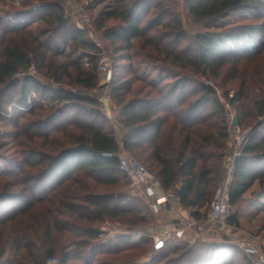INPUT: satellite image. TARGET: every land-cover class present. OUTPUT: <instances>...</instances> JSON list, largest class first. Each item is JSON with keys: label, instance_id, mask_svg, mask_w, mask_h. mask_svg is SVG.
<instances>
[{"label": "trees", "instance_id": "trees-1", "mask_svg": "<svg viewBox=\"0 0 264 264\" xmlns=\"http://www.w3.org/2000/svg\"><path fill=\"white\" fill-rule=\"evenodd\" d=\"M88 1L102 49L66 0H0V206L22 204L0 207V264H253L234 242L157 249L138 235L154 220L126 192L119 156L205 223L234 150L219 88L246 134L229 204L256 184L264 201V0ZM102 55L130 77L121 107L143 99L127 128L99 95ZM110 221L129 235L110 237ZM251 232L264 248V223Z\"/></svg>", "mask_w": 264, "mask_h": 264}, {"label": "built area", "instance_id": "built-area-1", "mask_svg": "<svg viewBox=\"0 0 264 264\" xmlns=\"http://www.w3.org/2000/svg\"><path fill=\"white\" fill-rule=\"evenodd\" d=\"M66 1L72 18L75 21L79 22L81 27H83L87 32L95 34L93 38L96 41V45L98 46V48L102 49L103 42L101 41L99 34L95 32L92 17L88 13L90 1L85 0L82 3L75 2L74 0ZM111 69L112 65L110 59L108 58V56L102 55L98 63V71L100 75H105ZM218 95L221 97V99L224 98L221 91H218ZM228 108H230L228 110V113L229 117L231 118L228 126V132L231 140L235 141V147L232 153L227 155L224 159L225 173L222 179V183L217 190L212 205L209 208L206 222L200 226L204 227L206 225H211L217 227L218 229L230 228L237 232H244L242 228L230 224L229 222V219L233 217L237 211V206H231L229 204V189L231 182L234 179L236 157L239 156L241 151L243 150L245 136L241 135L238 129L233 125L234 115L231 111V107ZM125 153L123 152V154L120 156V170L136 185V191L139 194L145 191L147 193H150L151 195L150 189L148 188V184L151 178L150 171L141 161ZM168 202L169 196L157 197V199L150 197L149 206L151 208H155L158 205ZM202 227L199 228V232H204L202 231ZM197 234L199 235V233ZM241 234L244 235V233ZM227 235L231 238L232 233L231 235ZM234 243L238 245L239 249L242 252H244L251 258L253 264H264V248L259 237H256L254 235H247L246 240L237 241V243Z\"/></svg>", "mask_w": 264, "mask_h": 264}, {"label": "rangeland", "instance_id": "rangeland-1", "mask_svg": "<svg viewBox=\"0 0 264 264\" xmlns=\"http://www.w3.org/2000/svg\"><path fill=\"white\" fill-rule=\"evenodd\" d=\"M89 15H91V14L89 13ZM204 42H205L204 40H199L200 50H201V52L203 54L206 51V48L203 45ZM113 71L114 70H113V67H112V69L110 71H108L105 75H101L102 83H101V93L99 95H102V99H104L106 101V103H108L109 100H110V102H112L113 98L116 97V99H114V103H115L116 109H117V106L119 105L120 101L124 98V97L120 98L119 94L117 95V93H118V91L120 89L126 90V88H128L130 86V82L131 81H130V77L129 76H125V75L124 76H119V75L115 74ZM217 90L221 91L222 93H224V91H222L219 88H217ZM113 94L115 96H113ZM222 100L225 103V105L227 106L228 110L230 109L228 107H231V109H233L232 106L228 105L227 102H225L224 98ZM131 104H133V102H131L129 105H131ZM207 108H208V106H205V107H203L200 110L201 115L205 114ZM108 111H109L110 116L113 117L114 113H112L110 109H108ZM9 112H11L10 109H9ZM116 112L117 111H115V113ZM233 115H234V113H233ZM235 117L236 116L234 115V118ZM234 118H233V122H234ZM230 121H231V118L229 120V123H230ZM118 122L122 123V121L120 119L118 120ZM130 123H131V125H133L136 122H133V124H132V121H131ZM130 123L126 124V125L123 124V126L125 128H127V127L131 126ZM229 123H228V126H229ZM235 127L237 128L238 126H235ZM6 129H8V128H6ZM238 131L241 133V135L246 136V134L243 133L242 131H240L239 129H238ZM230 144H231V146L234 149L235 141H232L231 138H230ZM3 150H1L0 153H2ZM13 153H14V151L11 154H13ZM125 154H127V155H129V156H131L133 158L138 159L137 157H134V156H132V155H130L128 153H125ZM120 156H119V159H120ZM138 160H140V159H138ZM140 161L143 162L142 160H140ZM0 167H2V166H0ZM25 171L27 172L28 170L26 169ZM120 176L125 180V182L128 183L127 184L128 188L126 189V192L129 193V196L133 197L134 199H137L139 205L143 209L145 208L147 210V213H148V216L150 217V219L153 218L152 220H154V213L152 211V208L149 206V200H150V197H151L150 193H147V192L144 191L143 193L139 194L136 191V185L132 181L128 180L121 172H120ZM157 183H158L157 180L152 175L151 178H150L148 186H149V188L152 187L155 190V189H157V187H160V186H157ZM123 188H124L123 185L112 186V187H108L107 191H114V192L120 193L119 191H122ZM143 188H144V186H143ZM258 191H259V186H258V184H256L252 188V190L246 194L245 199H244L245 202L242 205V207L239 208V206H237V211H236V213L237 212L240 213V217L239 218L242 219L241 223H242L243 227L246 230L249 229L248 231L250 233H252L251 230H253L254 233L258 232L260 226L264 223V210H263L264 201L261 200V199H258L259 198L257 196L258 195L257 194ZM169 202H171V199L169 200ZM0 207L3 209L4 212H9V211H12V210H14L16 208L22 207V204L18 200H15L12 203L11 202H6V203L2 204ZM200 225H202V224H200ZM200 225L197 224L196 230L199 231V228L202 227ZM202 228H203L202 231L211 230L212 232H214V233H202L201 236H200L202 239L207 240V241H211V242H214L215 239L216 240L221 239L223 241L229 242V238L230 237H228L227 233H224L223 230L220 231L217 227L211 226V225H206V226H204ZM102 229L104 231H106L107 233H109L110 237H113V236H116V235H120L122 233L129 235L127 230H124L123 224L122 225L117 224L115 221H110V222L105 223L102 226ZM124 232H127V233H124ZM138 235H141V236H144V237L147 238L151 234L149 232V233H138ZM173 235L174 234H171V233L170 234L169 233H163V234H161V237L157 238V242H156V238H153L152 235L151 236H152V238L154 240L153 242L156 244L155 246H156L157 249L160 247V248H163V249H171V250H173L172 248L176 247V246H180V245H184V244L194 245L195 243H197V241H195L193 239H188L183 244H179L180 242L177 243V241H178L177 239H176V241L172 240ZM252 235H254V234L252 233ZM162 236H163V238H162ZM254 236H256V235H254ZM107 238H109V237H107ZM160 239H162V240H160ZM162 243H163V246L162 247L159 246ZM150 244H152L151 241H150ZM174 245H176V246H174ZM133 253L134 252H129L128 255H131ZM137 253H138L137 258H143L145 256V254H146V252L142 251V250L138 251ZM148 255H150V253ZM104 257H106V256H104Z\"/></svg>", "mask_w": 264, "mask_h": 264}, {"label": "crops", "instance_id": "crops-1", "mask_svg": "<svg viewBox=\"0 0 264 264\" xmlns=\"http://www.w3.org/2000/svg\"><path fill=\"white\" fill-rule=\"evenodd\" d=\"M126 91H127V88L126 90L120 89L117 95L119 94V97L122 98L126 94ZM113 96L115 95L113 94ZM114 99H116V97L113 98L112 102H110L109 100V102L107 103V107L108 109L111 110L112 113H114V117H116L115 119L117 121L119 119L122 121V123L120 122L119 123L122 125L123 128H125L123 124L124 125L129 124L131 121L133 124V122H137L139 120V113H140V109L143 103V99L140 98L136 100L135 103L133 102V104L127 107H121V102L123 100L122 99L119 105L117 106V109L114 103ZM115 111L117 112L115 113ZM149 189L151 192V197L154 199H157V197H162V196H169V200L171 199V202L161 204V205L156 206L155 208H152V211L154 213V224L151 227L150 234L153 236V238H156V242H157V238L161 237V234L163 233L174 234L172 237V240L176 241L177 239L178 240L177 243L180 242L179 244H183L188 239H193L198 242V241L204 240L200 237L202 233H214L211 230H206L204 232H199L198 230H196V226L199 223H197L190 216L189 212H186L182 209L181 204L176 194L165 193L163 189L161 188V186L157 187V189L155 190L152 187ZM219 230L220 231L223 230L224 233H227L229 235H231L232 233L229 241L236 242V243L237 241L246 240L247 235L253 236L252 233L248 232V230H246L245 228H243L244 232H237L230 228H227V229L224 228V229H219ZM197 233H200V234L198 235ZM241 233H244V235H242ZM159 246L162 247L163 243L160 244Z\"/></svg>", "mask_w": 264, "mask_h": 264}, {"label": "water", "instance_id": "water-1", "mask_svg": "<svg viewBox=\"0 0 264 264\" xmlns=\"http://www.w3.org/2000/svg\"><path fill=\"white\" fill-rule=\"evenodd\" d=\"M108 113H109V111H108ZM233 125L238 126V118L237 117L234 118ZM107 156H111V154H108ZM157 186H160L159 183H157Z\"/></svg>", "mask_w": 264, "mask_h": 264}]
</instances>
